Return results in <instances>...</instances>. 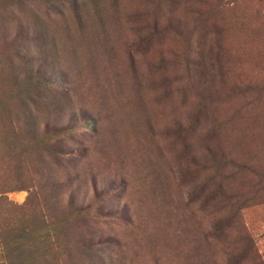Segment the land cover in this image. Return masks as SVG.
Wrapping results in <instances>:
<instances>
[{
    "label": "rangeland",
    "instance_id": "obj_1",
    "mask_svg": "<svg viewBox=\"0 0 264 264\" xmlns=\"http://www.w3.org/2000/svg\"><path fill=\"white\" fill-rule=\"evenodd\" d=\"M25 109L71 127L70 160H43L71 179L62 205L92 204L70 238L100 242L94 262L264 264V180L210 161L264 165V0H0V126Z\"/></svg>",
    "mask_w": 264,
    "mask_h": 264
},
{
    "label": "trees",
    "instance_id": "obj_2",
    "mask_svg": "<svg viewBox=\"0 0 264 264\" xmlns=\"http://www.w3.org/2000/svg\"><path fill=\"white\" fill-rule=\"evenodd\" d=\"M25 81L29 79L26 77ZM1 111L15 113L14 108H1ZM25 112L28 113L26 115L28 119L23 125L0 126V130L5 132L4 136H0V264H98L92 260V257L98 254L100 242L92 241L88 237L89 232L86 231H80L70 238L73 227L76 229L87 227L85 224L88 222L87 216L92 204L75 205L74 195L69 192L65 205H62L60 196L69 189L71 179L67 176L60 183L58 181L53 183L51 170L43 160L46 156L56 162L60 157L70 160L73 153L63 148L64 138L60 135H65L71 127H54L53 132L49 134V125L45 124L43 131L39 133L36 131V124L30 111L22 110L19 115ZM25 134L29 135L26 139ZM83 155V151L78 153L80 157ZM22 156L32 157V160L35 158L36 164L29 169L30 164L22 161ZM3 158L8 162L12 158L15 159L12 169L15 177L18 176L14 180L17 185L11 184L8 177L11 170ZM210 161L215 175H218L220 169L232 166L240 171H251L264 180V165L260 163L235 164L228 158L213 155ZM28 170H31L38 180L31 187L33 189L27 194L24 203L14 204L5 194L17 189H25L21 185L24 182V173ZM214 178L215 176L211 180L215 186ZM226 179L223 178L222 181ZM223 185L221 182L215 186L211 198L223 193ZM95 210L99 209L95 208ZM75 219L76 222L81 223L80 226L71 224ZM51 238L53 241L50 240Z\"/></svg>",
    "mask_w": 264,
    "mask_h": 264
}]
</instances>
